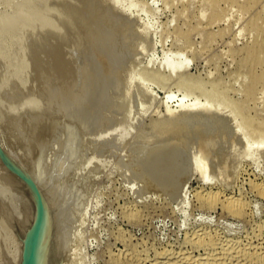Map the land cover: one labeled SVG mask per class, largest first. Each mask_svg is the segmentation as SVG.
Returning <instances> with one entry per match:
<instances>
[{"label":"rangeland","instance_id":"obj_1","mask_svg":"<svg viewBox=\"0 0 264 264\" xmlns=\"http://www.w3.org/2000/svg\"><path fill=\"white\" fill-rule=\"evenodd\" d=\"M0 129L62 264L262 251L264 0H0ZM3 206L9 261L36 209L8 166Z\"/></svg>","mask_w":264,"mask_h":264},{"label":"bare ground","instance_id":"obj_2","mask_svg":"<svg viewBox=\"0 0 264 264\" xmlns=\"http://www.w3.org/2000/svg\"><path fill=\"white\" fill-rule=\"evenodd\" d=\"M26 18V17H25ZM27 18H28V16H27ZM8 20H10V19H7V21ZM41 21V20H40ZM48 23V22H47ZM50 23V22H49ZM52 23V22H51ZM52 25V24H51ZM50 28H51V26H50ZM53 30H55V29H53ZM8 81V80H7ZM8 84V83H7ZM9 84H11V83H9ZM7 88V87H6ZM5 89V88H4ZM2 91V90H1ZM3 94V93H2ZM30 101H26V104L27 103H29ZM32 103V102H31ZM33 104V103H32ZM32 104H30V105H32ZM35 104V103H34ZM27 105H29V104H27ZM27 105H25V106H27ZM35 106V105H34ZM38 105H36V107H37ZM32 107H33V105H32ZM31 107V108H32ZM35 108V107H34ZM41 109V108H40ZM37 110V109H36ZM39 110V109H38ZM187 110V109H186ZM196 110H198L197 109V107H194L193 109H188V111H196ZM190 113V112H189ZM207 114V113H206ZM171 115V114H170ZM186 115V114H185ZM184 115V116H185ZM175 116V115H174ZM203 132V131H202ZM207 134V133H206ZM8 153V152H7ZM9 154V153H8ZM10 155V154H9ZM12 156V155H11ZM235 172V171H234ZM33 178V177H32ZM22 180V179H21ZM24 183V182H23ZM25 184V183H24ZM263 186V187H262ZM261 186V193L262 194H264V183H263V185ZM214 194V193H213ZM218 194H220V192L218 193ZM48 195V194H47ZM216 195V194H215ZM43 196H44V200H45V202H46V205H47V209H46V212L44 213V222H43V224H42V226H41V228H42V230H49V232L51 233V236H52V240H53V246H54V253L56 254V251H57V248H56V244H55V241L56 240H54V238H56L54 235H53V229H56L57 227H53V225H52V222L53 221H55L54 220V213H55V209L53 208V206L54 205H51V204H48V202L46 201V197H45V195H44V192H43ZM217 196V195H216ZM220 196V195H219ZM263 197V196H262ZM48 199V198H47ZM226 199H228V198H226ZM216 200V199H215ZM228 201H229V199H228ZM241 203V202H240ZM239 203V204H240ZM239 204H237V205H239ZM243 204V203H242ZM242 204H240L239 206H242ZM9 206V205H8ZM225 207V206H224ZM243 207V206H242ZM11 211V210H10ZM7 208H5L4 206H3V208H1V210H0V216L3 218V220H7L6 218H7V216L9 215V212H10ZM243 212L241 211V214H242ZM56 214V213H55ZM33 215H34V213H33ZM14 216V215H13ZM56 216V215H55ZM0 217V218H1ZM10 217H12L11 215H10ZM34 218V217H33ZM57 218V217H56ZM55 218V219H56ZM15 219V218H14ZM52 219H53V221H52ZM1 220V223L2 222H4L5 223V221H2V219H0ZM16 220V219H15ZM57 220V219H56ZM56 223H57V221H55ZM3 223V224H4ZM17 222H15V224H16ZM19 223V222H18ZM23 224V223H22ZM24 224H25V222H24ZM23 224V225H24ZM54 224V223H53ZM19 225V224H18ZM22 225V226H23ZM28 225V224H27ZM55 225V224H54ZM2 226V225H1ZM20 226V225H19ZM29 226V225H28ZM4 227V226H3ZM26 227V226H25ZM25 227H23V228H25ZM1 228V227H0ZM19 228V227H18ZM21 229V228H20ZM58 229V228H57ZM56 229V231H57V233L56 234H58L59 232H58V230ZM26 230H28V229H26ZM26 230L25 231H23V232H25L26 233ZM21 232H22V230H21ZM20 230H18V233H19V235H20ZM202 232V231H201ZM211 233V232H210ZM54 234H55V232H54ZM203 234V233H202ZM201 234V235H202ZM205 235V234H204ZM21 236L22 235H20V239H21ZM23 236H24V234H23ZM57 236V235H56ZM60 235H58V239L57 240H59L60 241V237H59ZM207 236V235H206ZM211 236V235H210ZM213 236V235H212ZM217 236V235H216ZM202 237H203V239L205 238L203 235H202ZM208 237V236H207ZM201 238V237H200ZM210 240L209 241H206L205 240V242L203 243L204 245L205 244H207L206 245V247L204 248V250H205V252H206V257H205V259L203 258H197V257H192L191 255L189 256L188 254L187 255H184L183 257L181 256V257H176L175 255H172L173 253L171 252L170 254L171 255H169V253L168 254H163L162 255V257H159L158 259H157V261H155L154 260V262L152 263V264H264V250H262V251H259L258 249V251L257 250H251V249H248L246 246H241L240 244H237V243H239V242H230V243H228L227 245H224L222 242L223 241H221L220 239H217V238H215V237H208ZM19 239V238H18ZM20 239H19V241H20ZM198 239V238H197ZM18 241V240H17ZM202 241V240H201ZM221 241V242H220ZM22 242V246H21V250H19L18 251V253H13V252H11V253H13L11 256H9L10 257V259H9V262H11L12 264H22V262H23V260H22V253H23V250H24V240L23 241H21ZM16 243V242H15ZM57 244L59 243V242H56ZM19 244V243H18ZM15 245V244H14ZM20 245H21V243H20ZM199 245V244H198ZM202 245V244H201ZM16 247L17 246H19V245H17V243H16V245H15ZM58 246H59V244H58ZM250 246V245H249ZM9 247V246H8ZM16 247H14V248H16ZM251 247V246H250ZM197 248V247H196ZM4 249V248H3ZM9 249H10V247H9ZM5 250V249H4ZM3 250V251H4ZM15 250H17V249H15ZM6 251V250H5ZM4 251V252H5ZM13 251V250H12ZM0 252H1V249H0ZM7 252V251H6ZM9 252V253H10ZM8 253V254H9ZM7 254V255H8ZM190 254V253H189ZM192 254V253H191ZM5 255V254H4ZM202 255V254H201ZM56 256V255H55ZM205 256V255H204ZM5 258H7L8 259V257L7 256H5ZM144 260V259H143ZM58 264H62L60 261L58 262Z\"/></svg>","mask_w":264,"mask_h":264},{"label":"water","instance_id":"obj_3","mask_svg":"<svg viewBox=\"0 0 264 264\" xmlns=\"http://www.w3.org/2000/svg\"><path fill=\"white\" fill-rule=\"evenodd\" d=\"M12 169L29 186L35 201L36 213L32 225L24 237L22 264H58L49 230H42L47 205L42 190L29 171L19 161L5 151L4 138L0 129V185L4 179L6 167ZM61 255V252H60ZM0 264H12L0 253Z\"/></svg>","mask_w":264,"mask_h":264}]
</instances>
